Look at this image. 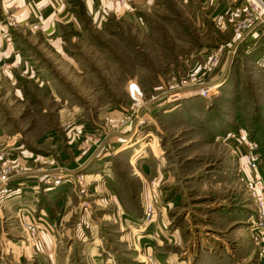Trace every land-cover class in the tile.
<instances>
[{
    "label": "rangeland",
    "instance_id": "obj_1",
    "mask_svg": "<svg viewBox=\"0 0 264 264\" xmlns=\"http://www.w3.org/2000/svg\"><path fill=\"white\" fill-rule=\"evenodd\" d=\"M132 1L131 7H122L131 10L130 15H111L106 26L83 33L87 42L68 45L80 74L67 69L73 67L68 63L56 69L57 57L50 55L42 64L51 89L31 85L21 104L10 82L0 77V195L4 194L0 206L4 199L21 194L22 188L5 184L10 179L44 175L43 186L34 187L38 204L5 211L1 217L4 238L19 250L23 246L32 249V257L23 255L20 264H51L41 234L67 248L73 240L64 238L65 226L77 221L74 241L80 225L81 234L91 238L94 223L111 264H261L256 252L260 243L249 222L255 210L250 181L240 167L251 153L250 143L255 145L258 166L264 165V65L260 63L264 34L253 43H244L251 35L243 44L231 43L236 36L231 17L225 22L217 16L218 10L243 7L241 0ZM81 21L88 22V18ZM203 24L207 29L202 33ZM73 35V29L66 30V37ZM208 43L213 45L209 52L202 50ZM193 52L200 54L193 56ZM222 68L225 75L219 77ZM126 79L143 85L139 104L128 102L122 91ZM79 83L82 91L75 87ZM93 86L104 91H90ZM171 87L184 99L173 102ZM207 88H214L210 98L190 94ZM91 96L108 107L122 104L126 114L144 120L141 133L128 142L139 140L135 148H144V161L132 165L110 158L109 166L104 163L110 174L105 169L102 173L58 171L63 169L58 163L76 159L75 145L85 154L89 145L91 149L100 143L95 137L86 142L66 140L72 129L61 125L59 117L74 114L78 103L84 121H89ZM144 104L148 119L139 118ZM172 107L173 111L165 112ZM46 136L52 138L45 140ZM57 147L65 148L69 158L61 159ZM74 164L69 168L74 169ZM54 176L60 177L59 183ZM81 176L83 181L77 183ZM39 189H60L62 195L69 190V198L53 203ZM121 204L138 214L135 225L125 227ZM33 208H44L50 215H36ZM59 210L63 218L55 221ZM234 210L240 211L241 224ZM32 223L42 225L36 245L28 240ZM75 245V264H88L89 255L82 253L81 242ZM142 257L146 263L140 262Z\"/></svg>",
    "mask_w": 264,
    "mask_h": 264
},
{
    "label": "crops",
    "instance_id": "obj_2",
    "mask_svg": "<svg viewBox=\"0 0 264 264\" xmlns=\"http://www.w3.org/2000/svg\"><path fill=\"white\" fill-rule=\"evenodd\" d=\"M127 1L129 3V6L131 7L133 4L130 3L133 1ZM239 7L240 8L235 10V8H226V6H224L223 9L225 8V10L217 9L218 13H221L217 16L220 19H224L226 22L229 20L227 19L228 16L232 19V15L237 10H240L242 8V6ZM130 11L131 10H128L125 7H121L120 9L114 8L110 0H0V77H4V79H7L10 82L9 87L11 89L13 88L12 90L16 94V101L20 104L23 100V94L25 93V91H29V87L31 85L42 90H44L45 88L51 89L50 76L49 74L46 75L44 73L46 69H43L44 65L42 64V62L46 61L45 59H50V55H55L57 57V61L55 64L58 65V68L55 67L56 69L60 70L62 68H65L64 66L66 65V63H68L73 65V67H69L67 69L73 70L74 74H80V69L76 68L77 66H75V60L74 58H72V54H74L72 52L73 50H71L68 45H71V43H77V45H81L84 42H87L88 40L83 34L87 29H100L106 26L108 18L111 15H114L116 18H119V16L123 18L126 15H130ZM222 14L224 15V17ZM82 17L88 18V22H82ZM34 26L36 27V29H34ZM141 27H143V25H139V28ZM201 28L200 32L202 33L207 29L204 24ZM67 29H73L74 35L72 37H66ZM142 29H144V27ZM221 31L224 32V30ZM263 34L264 32L259 29L254 32L244 43H247L248 41L250 43H253V41H258L260 40V38L262 39ZM4 35L10 36L11 42H8L5 39ZM234 37L235 38L234 40H231V43H233L234 41H236L238 44L242 43L238 37ZM210 47H213V45L211 46V44L209 43L204 44L202 46V48L204 49L202 50H206L209 52ZM46 52H48V54H45ZM192 54L193 56L196 55L194 54V52ZM199 54L197 53L196 56H198ZM224 70L225 68L220 69L219 77L225 75V73H223ZM180 71L182 72L184 70L181 69ZM79 79L81 81V77H79ZM131 84L137 85L141 90L144 91L143 85H141L139 81L135 79H126V81L122 84V91L126 93L128 102L130 101L129 86ZM81 86L82 83L75 84V87H77L80 91H82ZM0 89H2V85H0ZM92 90L98 92L101 89H99V87L97 86H93L90 87V91ZM105 90L107 91V89ZM222 91H225V89H222ZM183 97L180 99H184ZM178 100L179 99L175 101ZM88 103L90 112L93 113V116L89 118V121H84L81 111L82 107L77 103V105L75 104V107L73 109L74 114H60L59 117L61 119V125H68L69 129H72L70 135H65L66 140L68 141L77 142L79 140H84L86 142V140H89L90 138L93 139L95 137L97 141H100V143L91 148L89 152L85 154L79 152L78 146L76 147V145L73 144L75 145L74 148H76V159L74 157L75 160L73 159L74 161H68L67 164L66 160L58 163L57 167H63V169L59 168L58 171H64L66 174L79 172L81 170L86 173H93L94 171L102 173L103 169H105L108 174L110 170L104 168V163H108L109 166L110 162L108 160L110 158H122L125 161H130L132 165H134L137 160L138 162L144 161L141 160L146 159L147 157V155L145 156L144 148H135L136 144L138 145L139 140L132 145H128V142H130L132 138H135L137 134L141 133L138 125V120L135 119L134 116L126 114V112L128 113V111H126V108L122 107V104L118 105L117 107H108L103 105L102 103H99L97 99L95 101L92 96L89 97ZM1 110L2 109L0 107V115L3 114V111ZM101 110L103 111L100 112ZM146 110H148V107L145 105L140 113L139 118H149L148 115L146 116ZM169 111H173V107L165 112ZM95 114L96 116H94ZM0 119H2L1 116ZM46 137L47 138L45 140H49L52 138L51 136ZM55 137L53 136V138ZM58 149L59 155H61V159L65 157L69 158V153L67 150H65V148ZM74 162H76V164H74L76 165V167L74 169L69 168L73 165ZM243 174H246V178L250 182L255 177L264 181V165H261L256 171H250ZM43 177V174L31 173L29 174L27 179H20L16 181L12 179H10V181L7 179L6 181H10V183L5 181V184H10L13 188L20 187L22 189L20 190V196L14 198L15 195H12L4 199V201L1 203L0 219L5 215V211H17L19 210V208L21 209L22 206L32 207L34 206V203L38 204L39 200H34L36 198H39L37 194H33L35 193L34 187L41 186V180ZM39 190L44 194V196H47L48 200L53 203H60L69 198L67 196L69 195V190L64 191V196L62 195L60 189L53 190L51 192H45L43 189ZM40 191L36 193L41 194ZM2 195L3 194H1V197ZM60 196L63 197L59 198ZM115 200L117 201L116 197ZM121 206L122 207L119 212L122 215V220L125 223V227H128L127 225L129 224L135 225L134 223H137L139 219L138 214L134 210H131L128 207H124L122 204ZM33 210L35 211L36 215H50L49 211H46L44 208H40L38 211L33 208ZM60 212L62 211L59 210L57 213L54 212L56 219L55 221L63 218V215H61ZM24 213H27V211H25ZM234 213H237L235 214L236 217H239L237 219V222L241 224L242 218L240 211L234 210ZM71 214H68L67 218L71 217ZM67 218H65V221L67 220ZM254 218L255 210H253V214H249V222L251 221V223L253 224ZM94 220L97 222L96 219ZM6 222H8V220ZM76 222L77 221H75L72 226L70 225V228L65 226L64 238H67L68 241L73 240L71 242L72 244L70 243L71 245L67 247L68 249L66 247H63V242H61V244H57L55 240L50 238V236L41 234L42 238H44L46 242L50 263L75 264L76 261L73 260H77L74 254V251L77 248L75 243L78 241L82 244V253H87L89 255V261H87V258H85V261L88 262V264H111L112 261L109 259L110 255L107 254V256L105 254L107 252L105 250V246H101L99 243L100 234L98 235V232L96 231L97 225H95L94 223L91 224V238H89V236L86 234L84 236L81 234L83 228L80 225L79 233H77L78 240L74 241L76 236L73 234V231L75 229ZM59 224H61V222ZM68 224L69 223L67 220L65 225ZM121 224L123 226L122 222ZM62 227L64 228V225H62ZM247 229L249 228L247 227L246 230ZM251 231L252 233H255L254 239L256 240V243H260L259 246L256 245V252H258L260 255V263L264 264V233L262 234V236H260L258 232L254 230L253 226L251 227ZM4 236L5 235L3 234V230L0 229V264H20L21 257L23 255L25 256V258L32 257V249L30 247L23 246V248L19 250L18 247L13 244L10 239H6L4 238ZM63 241L65 242V240ZM146 260L147 259L145 257H142L140 259V262L146 263Z\"/></svg>",
    "mask_w": 264,
    "mask_h": 264
},
{
    "label": "built area",
    "instance_id": "obj_3",
    "mask_svg": "<svg viewBox=\"0 0 264 264\" xmlns=\"http://www.w3.org/2000/svg\"><path fill=\"white\" fill-rule=\"evenodd\" d=\"M34 1V0H32ZM111 4L115 7H123L127 6L129 3L127 0H110ZM243 7L240 10H237L231 19L232 30L236 37L240 39V41H244L247 37L252 35L257 30H262L264 32V0H241ZM35 27V26H34ZM8 42L10 41V36H4ZM214 60L218 61V56L214 58ZM260 63L264 65V58L260 60ZM212 89L207 88L201 91L190 93L191 95L197 94L201 98H210L212 95ZM172 91V99L173 101L179 99V91L175 89V87H171ZM129 96L130 99L134 102V104H139L140 99L143 97L141 90L135 84H131L129 86ZM179 97V98H178ZM124 120V119H123ZM144 120H138V125L143 126ZM90 138L88 141H91ZM255 145L249 144V148L251 153L248 155L246 162L241 165L240 171L242 173L256 171L258 170V156L254 153ZM90 150V145L86 148V152ZM53 179H56V183H59L60 177L54 176ZM83 177H79L77 183H81L83 181ZM49 181V180H48ZM7 192V190H3L2 193ZM250 194L253 198L254 206H255V218L253 220V228L260 236L264 233V181L259 178H254L250 182ZM29 222H27L28 224ZM42 225H38L36 223H32L28 226V240L33 245H36L35 241L38 239L37 232Z\"/></svg>",
    "mask_w": 264,
    "mask_h": 264
},
{
    "label": "bare ground",
    "instance_id": "obj_4",
    "mask_svg": "<svg viewBox=\"0 0 264 264\" xmlns=\"http://www.w3.org/2000/svg\"><path fill=\"white\" fill-rule=\"evenodd\" d=\"M212 92V91H211ZM5 192V191H4ZM4 195V194H3ZM0 198H1V195H0Z\"/></svg>",
    "mask_w": 264,
    "mask_h": 264
}]
</instances>
